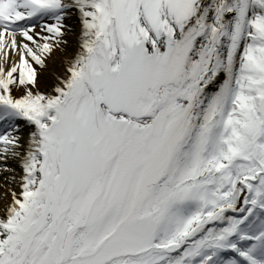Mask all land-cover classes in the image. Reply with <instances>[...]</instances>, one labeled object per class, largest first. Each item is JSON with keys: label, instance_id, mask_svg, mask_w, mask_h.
I'll return each instance as SVG.
<instances>
[{"label": "snow or ice", "instance_id": "obj_1", "mask_svg": "<svg viewBox=\"0 0 264 264\" xmlns=\"http://www.w3.org/2000/svg\"><path fill=\"white\" fill-rule=\"evenodd\" d=\"M0 264H264V0H0Z\"/></svg>", "mask_w": 264, "mask_h": 264}]
</instances>
